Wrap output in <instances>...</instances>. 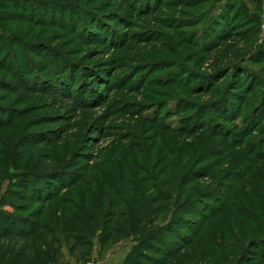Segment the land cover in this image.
Returning a JSON list of instances; mask_svg holds the SVG:
<instances>
[{"label": "rangeland", "instance_id": "1", "mask_svg": "<svg viewBox=\"0 0 264 264\" xmlns=\"http://www.w3.org/2000/svg\"><path fill=\"white\" fill-rule=\"evenodd\" d=\"M39 1L42 21L0 31V119L16 117L0 124V162L17 154L0 201L54 159L81 177L80 206L107 180L161 208L164 193L199 191L204 230L169 264H264V0ZM34 79L57 92L26 89ZM132 246L95 240L86 263L64 248L63 264H123Z\"/></svg>", "mask_w": 264, "mask_h": 264}, {"label": "trees", "instance_id": "2", "mask_svg": "<svg viewBox=\"0 0 264 264\" xmlns=\"http://www.w3.org/2000/svg\"><path fill=\"white\" fill-rule=\"evenodd\" d=\"M25 2L0 0V31L10 24L33 23L39 14L37 22H40L41 17L49 13V3L36 0L35 5L28 6ZM30 66L29 71L32 70ZM19 77L15 76L16 79ZM58 81L52 83L51 80L34 79L33 87L42 85L43 90L35 91L27 85L26 89L52 95L57 92L55 86ZM11 115L9 113L7 118L0 119L1 127L14 123L16 117L12 118ZM26 141L27 137L23 143ZM16 158L17 154L14 153L13 162L9 161L10 158L0 162V165H5L4 172ZM21 158L20 162L23 163L24 156ZM54 162L56 164L52 168L43 172L30 169L0 201V264H63L64 248L70 256L86 263L93 255L95 240L103 247L131 240L133 246L123 264H169L187 250L204 230L205 223L197 218L201 217L200 209L205 202L203 198L209 196L205 193L192 191L187 194L185 190L179 196L174 189L161 195L160 200L166 203V207L161 208L156 205V199L149 202L148 190H144L140 184L127 202L125 191L116 187V182L110 183V191L104 189L107 180L89 206H85V203L80 206L69 197V192L80 183L81 177L72 176L66 180L62 169H69L70 164L66 162L59 166L55 159ZM88 169L86 173L90 172ZM193 176V171L188 170L183 182L192 184ZM109 193L117 197L109 205L114 211L106 208V199L111 197ZM120 202L122 206H119ZM123 204H126L125 209L119 211ZM7 207L12 211H7ZM184 230L193 232V236L185 237L182 234Z\"/></svg>", "mask_w": 264, "mask_h": 264}]
</instances>
